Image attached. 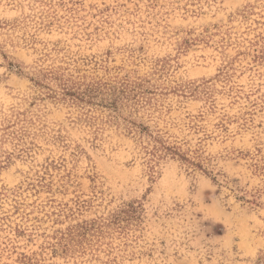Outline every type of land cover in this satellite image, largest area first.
Listing matches in <instances>:
<instances>
[{"label":"rangeland","instance_id":"obj_1","mask_svg":"<svg viewBox=\"0 0 264 264\" xmlns=\"http://www.w3.org/2000/svg\"><path fill=\"white\" fill-rule=\"evenodd\" d=\"M0 264H264V0H0Z\"/></svg>","mask_w":264,"mask_h":264},{"label":"trees","instance_id":"obj_2","mask_svg":"<svg viewBox=\"0 0 264 264\" xmlns=\"http://www.w3.org/2000/svg\"><path fill=\"white\" fill-rule=\"evenodd\" d=\"M81 84L72 81L71 83H69V80H66L65 82L62 83L61 85V90L58 92L60 98L62 97L63 99L66 98H71L74 99V101L77 102H91L92 99L95 98V95L92 94L91 90L89 89V87H87V89H83V87L80 86ZM94 93V92H93ZM149 130L148 127L144 126V128H141V130ZM157 142L160 143V147L158 148H162L163 150H165L168 153H172L174 155H178L182 160L188 162L189 164L193 165V166H200L199 163H196L194 160L190 159L189 157H187L185 155L184 152L180 151V148L178 146L175 145H166L162 142L159 141V139H157L156 137H153ZM157 152L156 150L153 152L155 153ZM142 210V206L141 204L135 203V202H131L128 203L126 205V227L131 224L133 221H136V219H139L140 216V211ZM88 231H90V224L86 223L83 225H78L76 227V230L71 233L69 232L68 238L70 240H74L77 237H82L85 236V234L88 233Z\"/></svg>","mask_w":264,"mask_h":264}]
</instances>
